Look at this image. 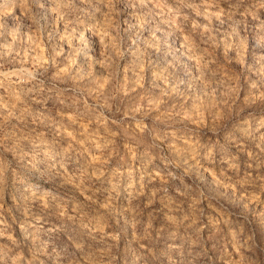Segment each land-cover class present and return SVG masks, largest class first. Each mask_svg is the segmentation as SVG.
Instances as JSON below:
<instances>
[{"label": "clouds", "instance_id": "clouds-1", "mask_svg": "<svg viewBox=\"0 0 264 264\" xmlns=\"http://www.w3.org/2000/svg\"><path fill=\"white\" fill-rule=\"evenodd\" d=\"M0 264H264V0H0Z\"/></svg>", "mask_w": 264, "mask_h": 264}]
</instances>
